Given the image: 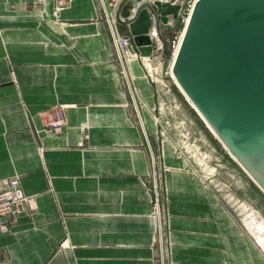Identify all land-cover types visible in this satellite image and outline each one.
<instances>
[{"label": "crops", "instance_id": "crops-1", "mask_svg": "<svg viewBox=\"0 0 264 264\" xmlns=\"http://www.w3.org/2000/svg\"><path fill=\"white\" fill-rule=\"evenodd\" d=\"M133 1L108 7L127 39L131 23L122 18ZM177 1L133 5H147L152 32L176 21L185 6ZM128 68L138 114L95 0H0V181L19 178L37 205L0 235V264H264L253 228L179 152L175 130L156 122L157 89L141 62ZM175 100L205 142L200 120ZM58 105L67 125L50 134L45 112Z\"/></svg>", "mask_w": 264, "mask_h": 264}, {"label": "water", "instance_id": "water-1", "mask_svg": "<svg viewBox=\"0 0 264 264\" xmlns=\"http://www.w3.org/2000/svg\"><path fill=\"white\" fill-rule=\"evenodd\" d=\"M138 10L128 39L150 57L151 15L147 5ZM176 54L177 82L264 193V0H196Z\"/></svg>", "mask_w": 264, "mask_h": 264}, {"label": "built area", "instance_id": "built-area-1", "mask_svg": "<svg viewBox=\"0 0 264 264\" xmlns=\"http://www.w3.org/2000/svg\"><path fill=\"white\" fill-rule=\"evenodd\" d=\"M96 3L101 8L104 13V17L106 22L109 25L113 44L116 51L117 60L120 65V73L124 82L126 84V88L130 93L133 101V105L135 106L136 112L138 114V105L136 101L137 88L134 85V79L129 75L128 65L131 61L138 60L143 65L144 69L147 72V76L150 78L153 84L156 85L157 89V98H158V113L155 117L156 122L159 125L164 124L165 128L173 129L178 134L180 138V142H184L185 144H180L179 152L181 154L190 155V150L193 152L200 151L199 143L200 139H197L193 136L191 131L187 128V123L185 120L180 118V110L181 106L179 103L175 102V96H173V88L169 84H165L162 79H160L159 75V65L162 62V54L164 52V43L160 39L159 32L157 30H153L150 32L149 36L154 44V53L150 57L142 56L138 51L135 50L134 46H131L130 39L124 38L121 36L115 27V23L113 21L112 15L108 11V7L112 8V11L115 13L121 6V4L125 0H95ZM196 0H193L191 5L189 6V19L194 3ZM59 6L55 9L54 14L57 16L59 12L63 9ZM138 15V7L135 6L132 9V12L129 17L122 18L123 22L127 24L132 23ZM186 20V24L188 23ZM186 26V25H185ZM184 34V32H183ZM182 34V36H183ZM182 41V37L177 45V48L180 47V43ZM176 48V49H177ZM178 50V49H177ZM173 97L174 99H171ZM170 108V109H169ZM46 120H45V129L50 134H59L62 132L64 127L67 125V109L65 106L58 105L52 107L50 110L45 112ZM142 127L143 124L140 121ZM164 129L161 131V136H165L166 133ZM149 143V140L147 138ZM187 144H189L187 146ZM150 153H151V166L152 172L154 176L153 182V193H154V203H155V214L159 217V237H160V246H161V255H163V233H162V225H161V205H160V195H159V186H158V177H157V159L152 152V148L149 145ZM189 149V150H188ZM203 151L199 152V155L202 156ZM204 154V153H203ZM206 156V155H205ZM205 156H203L204 159ZM37 209L36 203L27 197L25 194L21 180L19 178H10L0 181V235L7 233L12 226L18 223L20 216L24 212L33 213Z\"/></svg>", "mask_w": 264, "mask_h": 264}, {"label": "rangeland", "instance_id": "rangeland-1", "mask_svg": "<svg viewBox=\"0 0 264 264\" xmlns=\"http://www.w3.org/2000/svg\"><path fill=\"white\" fill-rule=\"evenodd\" d=\"M172 1L174 3L175 0ZM183 1L185 2V6L179 12V16L175 22H172L171 24L165 23V25L161 24V27L159 23L158 32L160 39L164 43L162 62L158 66V72L161 76L160 79L173 88V96L177 97L184 106H187V111L189 110L190 113L197 117L201 122V127L208 132L207 140L205 142L201 140L199 143V152L203 151L204 154L202 153L201 156L196 149L194 152L190 150L189 156L194 167L202 177L209 180L215 179V184L218 186L219 192L225 197L226 201L230 202V205L236 209L244 225L248 224V226L251 227V222L254 221L257 227L253 226L251 228H253L257 240L264 247L258 237L259 233H256L258 226L264 230V193L251 183L252 181L250 180L252 179H249L250 177L244 171L242 173L239 164L229 155L218 138L208 129L198 113L194 109H191L192 111L188 109L191 106L175 84L171 75L176 48L185 29L186 20L190 10L189 6L193 2V0H178V6H180ZM175 8L178 10L180 9L179 7ZM182 141L180 144L186 145V143ZM188 145L189 144H187V146ZM203 156H205L206 159H204ZM244 194H246V196L242 197Z\"/></svg>", "mask_w": 264, "mask_h": 264}, {"label": "bare ground", "instance_id": "bare-ground-1", "mask_svg": "<svg viewBox=\"0 0 264 264\" xmlns=\"http://www.w3.org/2000/svg\"><path fill=\"white\" fill-rule=\"evenodd\" d=\"M188 20H189V19H188ZM188 20H187V22H188ZM182 38H183V36H182ZM180 44H181V43H180ZM177 49H179V48H177ZM177 49H176V53H177ZM176 53H175L174 58H173L171 75H172V77H173V79H174L175 84L177 85V87L179 88V90L182 92V94L185 96L186 100H188V102L190 103V105L192 106V108L197 112L196 107L194 106V104H193L192 102H190V99H189L188 96L185 94V92L183 91V89L181 88V86L179 85V83L177 82V80H176V78H175V75H174V72H173V66H174L175 56L177 55ZM197 113H198L199 116L201 115L199 112H197ZM200 117H201V116H200ZM201 119L203 120L202 117H201ZM203 121H204V120H203ZM204 122H205V121H204ZM205 124L207 125L208 129H209V130L215 135V133H214L213 129L210 127V125H208L207 123H205ZM215 136H216V135H215ZM253 226H256V227H257V225L254 223V221L251 222V227H253ZM256 233H257V234L259 233V236H258V237L260 238L261 242H262L263 245H264V230H263L261 227L258 226V229H257Z\"/></svg>", "mask_w": 264, "mask_h": 264}]
</instances>
